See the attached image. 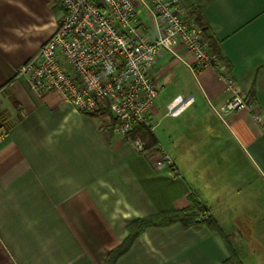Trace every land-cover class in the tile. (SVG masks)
Returning a JSON list of instances; mask_svg holds the SVG:
<instances>
[{
    "label": "crops",
    "instance_id": "obj_1",
    "mask_svg": "<svg viewBox=\"0 0 264 264\" xmlns=\"http://www.w3.org/2000/svg\"><path fill=\"white\" fill-rule=\"evenodd\" d=\"M180 5L187 18L200 10L253 109L222 112L230 93L218 72L179 42L159 48L148 113L157 146L136 152L105 120L17 76L60 21L56 0H0V264H246L264 245V0ZM159 147L177 174L153 166ZM190 196L207 222L148 227L112 255L131 222Z\"/></svg>",
    "mask_w": 264,
    "mask_h": 264
},
{
    "label": "built area",
    "instance_id": "obj_2",
    "mask_svg": "<svg viewBox=\"0 0 264 264\" xmlns=\"http://www.w3.org/2000/svg\"><path fill=\"white\" fill-rule=\"evenodd\" d=\"M56 2L63 10L60 21L38 51L18 67L17 76L36 92H55L77 111L99 113L136 152L146 150L143 142L129 133L136 125L151 131L148 113L161 90L152 74L159 48L172 50L179 42L198 67L218 72L224 90L230 93V99L220 107L222 112L252 111V103L245 100L236 80L211 52L201 28L189 21L180 0ZM150 25L156 30L154 40ZM152 163L177 174L162 147L156 149ZM208 218V213H203L198 220Z\"/></svg>",
    "mask_w": 264,
    "mask_h": 264
},
{
    "label": "trees",
    "instance_id": "obj_3",
    "mask_svg": "<svg viewBox=\"0 0 264 264\" xmlns=\"http://www.w3.org/2000/svg\"><path fill=\"white\" fill-rule=\"evenodd\" d=\"M188 19L194 22L197 27L201 28V30L203 31V39L208 43L211 52L216 54V56L218 57L220 62L224 64V66H227L225 60L219 52L218 47L216 46V43L208 34V28L202 19L200 10L196 7L192 8L189 13ZM245 100L249 101V98L245 97ZM87 114L95 117L99 116V113ZM129 136L132 139H140L143 142L144 150H149L157 146V142L152 132L142 125H136L133 130L129 133ZM205 212L207 211L204 206L200 204V202L194 196H190L189 205L184 208L168 210L156 215L135 219L127 227V239L124 243L121 244L120 247L114 249L112 255L116 256L123 252L126 247L130 244L131 240L141 234L148 227H162L176 222L180 223L181 226L184 228L197 226L200 223L207 222L209 220V218L204 221L198 220L200 215ZM235 261V257L231 256L226 262L229 264L234 263Z\"/></svg>",
    "mask_w": 264,
    "mask_h": 264
},
{
    "label": "rangeland",
    "instance_id": "obj_4",
    "mask_svg": "<svg viewBox=\"0 0 264 264\" xmlns=\"http://www.w3.org/2000/svg\"><path fill=\"white\" fill-rule=\"evenodd\" d=\"M192 23L194 24V22ZM104 122H106L105 126L111 125V123L109 124L107 123V120H105ZM245 263L246 264H264V245L251 248L249 252V257Z\"/></svg>",
    "mask_w": 264,
    "mask_h": 264
}]
</instances>
